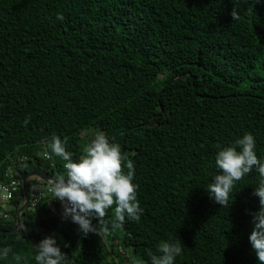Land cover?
<instances>
[{
	"label": "trees",
	"instance_id": "obj_1",
	"mask_svg": "<svg viewBox=\"0 0 264 264\" xmlns=\"http://www.w3.org/2000/svg\"><path fill=\"white\" fill-rule=\"evenodd\" d=\"M91 128L133 161L140 220L113 228L109 209L84 236L45 198L16 232L23 178L64 172L46 142L59 136L75 161ZM245 133L264 159V0H0V183L20 184L0 221V249L12 248L0 264H36L49 235L66 264H151L148 251L168 240L182 247L174 264H259L258 173L237 182L229 207L207 192L216 146ZM46 185L26 181L30 194Z\"/></svg>",
	"mask_w": 264,
	"mask_h": 264
},
{
	"label": "clouds",
	"instance_id": "obj_2",
	"mask_svg": "<svg viewBox=\"0 0 264 264\" xmlns=\"http://www.w3.org/2000/svg\"><path fill=\"white\" fill-rule=\"evenodd\" d=\"M230 15L234 21L240 19L236 8ZM63 18L62 14L57 15V19ZM23 123L27 125L30 119L26 118ZM65 145L66 141L55 134L46 142L51 154L64 161V172L50 185L53 199L59 200L63 209L61 219H70L77 224L84 236L90 232L98 233L97 224L104 222L109 209H114L113 228H121L126 217L139 221L143 209L137 198L138 185L133 183L134 163L122 154L121 146L110 142L104 132L98 131L88 139L82 154L74 161L73 154L66 151ZM216 147L219 150L214 163L218 174L208 184L207 192L221 207L231 205L230 194L238 181L253 169L258 173V183L252 194L259 198V207L250 213L252 230L249 242L256 260L264 264V159L258 158L256 142L250 133H245L231 146ZM45 154L48 155L47 151ZM93 218L97 221L95 226ZM103 230L108 231L106 223ZM34 248L36 264H66L67 255L61 251L55 236L44 237ZM158 252L160 254L156 255L148 251L151 264H174L175 258L182 254V247L179 241H162ZM10 253L12 248L4 247L0 249V258L7 259ZM14 255L17 261L22 259L18 254Z\"/></svg>",
	"mask_w": 264,
	"mask_h": 264
},
{
	"label": "built area",
	"instance_id": "obj_3",
	"mask_svg": "<svg viewBox=\"0 0 264 264\" xmlns=\"http://www.w3.org/2000/svg\"><path fill=\"white\" fill-rule=\"evenodd\" d=\"M48 158L47 155H45ZM19 182L14 179L10 174H5L3 181L0 183V221H8L12 218L10 214V202L14 197V194L19 190ZM50 185L47 184L41 189H37L29 194V200L27 207L34 210L38 203L43 199L48 198L53 204H56L63 211L61 203L57 199H53V194L50 191Z\"/></svg>",
	"mask_w": 264,
	"mask_h": 264
},
{
	"label": "water",
	"instance_id": "obj_4",
	"mask_svg": "<svg viewBox=\"0 0 264 264\" xmlns=\"http://www.w3.org/2000/svg\"><path fill=\"white\" fill-rule=\"evenodd\" d=\"M32 177H36V178H39L41 179L42 181L46 182L47 184H51V182H53L54 180H49V179H46L42 176H40L39 174H36V173H33V174H29L28 176L24 177L22 182H21V188H22V192H23V195H24V203L23 205L17 210L16 212V224H17V230L16 232H19L20 230V226H21V223H20V214L26 209L27 207V203H28V200H29V191L26 187V181L27 179L29 178H32ZM0 232H3L2 230H0Z\"/></svg>",
	"mask_w": 264,
	"mask_h": 264
},
{
	"label": "rangeland",
	"instance_id": "obj_5",
	"mask_svg": "<svg viewBox=\"0 0 264 264\" xmlns=\"http://www.w3.org/2000/svg\"><path fill=\"white\" fill-rule=\"evenodd\" d=\"M87 133L93 135L94 133H96V130L94 128H91L87 131Z\"/></svg>",
	"mask_w": 264,
	"mask_h": 264
}]
</instances>
